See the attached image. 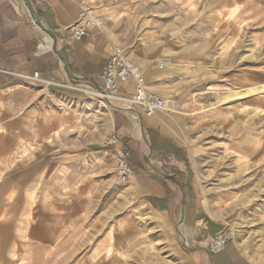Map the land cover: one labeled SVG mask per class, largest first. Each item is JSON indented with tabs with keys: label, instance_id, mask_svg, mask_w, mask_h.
Wrapping results in <instances>:
<instances>
[{
	"label": "rangeland",
	"instance_id": "obj_1",
	"mask_svg": "<svg viewBox=\"0 0 264 264\" xmlns=\"http://www.w3.org/2000/svg\"><path fill=\"white\" fill-rule=\"evenodd\" d=\"M190 151L187 174L240 249L264 258V0H91ZM68 118L65 184L38 188L14 223L6 264H191L185 214L170 226L116 177L109 113ZM155 167L161 166L152 158ZM63 183V182H62ZM185 200L187 185L183 187ZM43 201V202H42ZM185 208V205L184 207ZM183 220V223L180 221ZM201 237L206 248L209 237ZM208 236V237H207ZM11 248V247H9Z\"/></svg>",
	"mask_w": 264,
	"mask_h": 264
},
{
	"label": "crops",
	"instance_id": "obj_2",
	"mask_svg": "<svg viewBox=\"0 0 264 264\" xmlns=\"http://www.w3.org/2000/svg\"><path fill=\"white\" fill-rule=\"evenodd\" d=\"M90 1L0 0V264L13 250V223L33 206L37 189L51 181L65 184L68 118L74 125L84 114L91 121L98 118L99 103L85 89H100L99 76L119 44L103 29L75 43L65 31L77 20L80 5ZM35 72L38 80L31 78ZM134 88L132 82L122 94ZM125 110L109 113L107 134L116 133L131 153L134 174L128 185L170 226L176 227L184 210L191 264H264V258L257 263L248 257L236 241L217 255L200 245L201 237L227 225L211 217L185 175L191 153L178 126L163 113L146 118ZM114 151L107 147L106 154L113 157Z\"/></svg>",
	"mask_w": 264,
	"mask_h": 264
},
{
	"label": "built area",
	"instance_id": "obj_3",
	"mask_svg": "<svg viewBox=\"0 0 264 264\" xmlns=\"http://www.w3.org/2000/svg\"><path fill=\"white\" fill-rule=\"evenodd\" d=\"M103 24L104 19L98 9L90 3H82L77 20L65 31L68 40L75 43L83 40L91 32L102 29ZM31 78L38 80L39 73L35 72ZM99 82L101 85L99 90L89 87L85 90L88 94L100 98L103 103L127 104L131 110L146 118L172 111L171 101L150 89L142 69L129 57L127 49L123 46L113 47V53L99 76ZM132 82L135 84L134 90L122 94V91ZM106 145L115 149L113 157L116 165V177L122 183L128 184L134 174L130 151L120 146L117 134L108 137ZM180 222L183 223V220ZM235 235V228L227 225L223 230L208 238L206 243L208 253L217 255L224 252L227 245L234 241Z\"/></svg>",
	"mask_w": 264,
	"mask_h": 264
},
{
	"label": "water",
	"instance_id": "obj_4",
	"mask_svg": "<svg viewBox=\"0 0 264 264\" xmlns=\"http://www.w3.org/2000/svg\"><path fill=\"white\" fill-rule=\"evenodd\" d=\"M31 12H32V16H34V18L38 19L36 12L31 8ZM182 215H184V210L182 212Z\"/></svg>",
	"mask_w": 264,
	"mask_h": 264
},
{
	"label": "bare ground",
	"instance_id": "obj_5",
	"mask_svg": "<svg viewBox=\"0 0 264 264\" xmlns=\"http://www.w3.org/2000/svg\"><path fill=\"white\" fill-rule=\"evenodd\" d=\"M30 15H32V12L30 11ZM49 36V35H48ZM51 37V36H50ZM50 44V43H49ZM51 46V45H50ZM51 49V48H50Z\"/></svg>",
	"mask_w": 264,
	"mask_h": 264
}]
</instances>
